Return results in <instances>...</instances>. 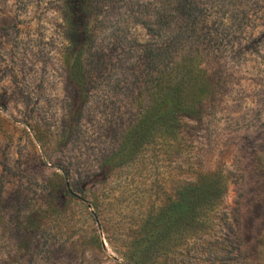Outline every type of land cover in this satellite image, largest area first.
<instances>
[{
  "label": "rangeland",
  "instance_id": "374dc122",
  "mask_svg": "<svg viewBox=\"0 0 264 264\" xmlns=\"http://www.w3.org/2000/svg\"><path fill=\"white\" fill-rule=\"evenodd\" d=\"M87 1L82 72H68L66 1L0 0V264H130L145 220L214 175L204 225L145 264H264V0H188L213 96L129 160L151 57L182 19H163L165 0Z\"/></svg>",
  "mask_w": 264,
  "mask_h": 264
},
{
  "label": "trees",
  "instance_id": "16d2710c",
  "mask_svg": "<svg viewBox=\"0 0 264 264\" xmlns=\"http://www.w3.org/2000/svg\"><path fill=\"white\" fill-rule=\"evenodd\" d=\"M65 1L69 54L72 53L70 50L76 52L68 72H82L81 55L88 33V1ZM172 7L164 1L163 19L175 22L180 17L182 22L174 32L172 26L167 27L166 31L173 35L151 57L150 72H156V76L146 93L145 109L124 136L121 151L127 149V160L155 135L168 138L178 134L183 118L200 117L204 104L213 96L207 52L197 42L196 6L188 0H180L174 9ZM221 181V177L214 175L199 184L181 186L173 201L145 220L128 247L127 261L130 264L155 262L160 256L176 251L186 242L194 226L204 225L207 213L221 199Z\"/></svg>",
  "mask_w": 264,
  "mask_h": 264
}]
</instances>
